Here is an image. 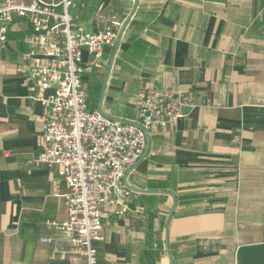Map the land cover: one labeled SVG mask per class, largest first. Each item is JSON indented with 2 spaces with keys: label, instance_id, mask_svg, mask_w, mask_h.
<instances>
[{
  "label": "crops",
  "instance_id": "1",
  "mask_svg": "<svg viewBox=\"0 0 264 264\" xmlns=\"http://www.w3.org/2000/svg\"><path fill=\"white\" fill-rule=\"evenodd\" d=\"M133 5L78 0L71 12L93 31L115 16L120 31ZM30 34L16 18L0 39V264H85L61 227L67 185L35 162L44 108ZM113 52L102 67L84 52L91 109L130 122L164 88L191 90L194 105L148 134L125 177L128 211L104 215L98 264H237L241 245L264 242V0H139L107 76Z\"/></svg>",
  "mask_w": 264,
  "mask_h": 264
},
{
  "label": "built area",
  "instance_id": "2",
  "mask_svg": "<svg viewBox=\"0 0 264 264\" xmlns=\"http://www.w3.org/2000/svg\"><path fill=\"white\" fill-rule=\"evenodd\" d=\"M78 0H0V39L9 25L22 18L31 34L29 75L33 99L44 108L39 165L54 167L65 181L67 221L73 252L85 264H98V245L105 241L104 215L128 211L129 170L144 155L148 134L185 116L193 107L191 90L151 89L137 101V119L123 122L90 108L83 84L84 52L102 67L107 47L119 35L117 19L93 31L80 23L71 10ZM44 242L52 239L44 238Z\"/></svg>",
  "mask_w": 264,
  "mask_h": 264
},
{
  "label": "water",
  "instance_id": "3",
  "mask_svg": "<svg viewBox=\"0 0 264 264\" xmlns=\"http://www.w3.org/2000/svg\"><path fill=\"white\" fill-rule=\"evenodd\" d=\"M138 4H139V0H134V5L132 8V11L128 15V17L125 19V21L123 22V24L120 28L119 35H118V38H117L115 46H114V52H113V56H112L111 61H110L107 76L109 75V71L112 67L116 53L119 49L123 34H124L128 24H129V22L131 21L134 13L138 7ZM100 111L102 112L101 109H100ZM236 262H237V264H264V242L241 245L237 249Z\"/></svg>",
  "mask_w": 264,
  "mask_h": 264
}]
</instances>
